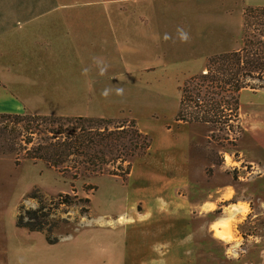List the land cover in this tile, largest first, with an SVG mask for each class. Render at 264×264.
Masks as SVG:
<instances>
[{
	"label": "rangeland",
	"instance_id": "374dc122",
	"mask_svg": "<svg viewBox=\"0 0 264 264\" xmlns=\"http://www.w3.org/2000/svg\"><path fill=\"white\" fill-rule=\"evenodd\" d=\"M257 3L264 0H0L1 18L13 14L0 21V111L134 120L150 139L126 177H74L20 154L0 155V264L129 263L125 253L140 242L160 241L165 224L152 216L175 214L172 200L181 194L200 201L223 195L216 207L188 206L194 241L182 264H264V166L247 150L264 89L242 91V127L227 103L218 123L176 117L182 86L208 56L239 46L242 9ZM30 12L43 20L21 18ZM57 13L71 17L59 22L54 42L49 19ZM105 13L141 17L101 20ZM254 94L262 104L244 103ZM166 186L172 205L161 199L156 206L152 197ZM61 193L69 204H58ZM40 201L54 243L44 231L17 226L19 211L27 216ZM214 223L230 232L227 239L215 235ZM140 224H152L149 234Z\"/></svg>",
	"mask_w": 264,
	"mask_h": 264
},
{
	"label": "trees",
	"instance_id": "16d2710c",
	"mask_svg": "<svg viewBox=\"0 0 264 264\" xmlns=\"http://www.w3.org/2000/svg\"><path fill=\"white\" fill-rule=\"evenodd\" d=\"M245 88L264 89V6L244 7L239 46L208 56L205 68L191 75L182 86L176 117L186 122L218 123L227 103L229 115L242 127L240 92ZM149 148L150 139L134 120L115 122L113 118L96 116L0 112V155L20 154L63 172H74V177L82 171L126 177L133 159ZM69 198V194H59L58 204H69ZM44 209L40 201L37 208L26 209L27 216L20 210L17 226L44 231L49 242L54 243L58 239L48 233Z\"/></svg>",
	"mask_w": 264,
	"mask_h": 264
},
{
	"label": "crops",
	"instance_id": "0c3cea01",
	"mask_svg": "<svg viewBox=\"0 0 264 264\" xmlns=\"http://www.w3.org/2000/svg\"><path fill=\"white\" fill-rule=\"evenodd\" d=\"M258 6H264V4L261 3H257ZM257 5H253V6H257ZM243 10L244 7L242 9V15H243ZM31 14H21V18H23L22 15H25L24 17H29L26 20H33V21H37L39 19H41L40 21L43 20V15L41 13H34V12H30ZM6 15H8L9 17H12V13L11 14H5V17H7ZM145 15H143L142 17H144ZM0 16V21H6V18ZM71 16H66L64 15L63 18H60V15L57 13L56 15L52 14L51 15V19H49L52 22H55L52 24V30H53V36L51 35L50 37V41L51 39L54 41L58 36H54V34H58V29L61 25V23H59L60 21H65L67 20L66 18H70ZM85 17H89V19L91 20L92 15H84ZM102 19L101 20H105V21H111L114 20L112 19L113 17H120L123 21H128L130 20V18L132 17H141L139 15H135L133 13H123V14H116V15H111L108 13L102 14L100 16ZM76 19V16L74 17ZM38 28V27H37ZM35 28V30L37 29ZM40 28V27H39ZM4 31V30H3ZM6 32V31H5ZM37 40V35L34 33V35H32V41L36 42ZM55 42V41H54ZM91 44V42H90ZM203 64V63H202ZM202 66V65H201ZM245 89H250V88H245ZM244 90V89H243ZM242 90V91H243ZM253 90V89H252ZM240 92V107H241V93ZM256 96L258 97V95L254 94L251 95L248 100L246 99L244 103H250L252 105H255L254 103L258 104H262V101H260L259 98H256ZM260 97V96H259ZM244 100V99H243ZM255 100V101H254ZM239 107V109H240ZM255 108V106H251L250 109ZM0 112H24V111H0ZM240 115V114H239ZM253 120V124H250V128L248 131V133L251 136L252 139V144H250V146L248 147V153H250V155L252 154L254 156V160H257V162L261 165L264 166V112H261L259 115H256L254 117L251 118ZM241 120V117H240ZM242 122V120H241ZM250 123V122H249ZM251 155V156H252ZM187 172V170H186ZM187 175V174H186ZM187 177L186 179H189V176H185ZM185 183V182H184ZM161 190H163L162 192H159L158 197L160 198H156V197H152L153 201L155 200L157 203L160 204H155L157 205H161L160 200L162 199L163 201L165 200L166 204H170L171 198L175 195L174 191H172L168 186L163 187ZM172 191V192H171ZM220 190H216V192H219ZM162 196V197H160ZM181 198H173L172 203L174 206H176L177 209H175L177 212L175 214H171V215H163V216H156L153 215L152 217L154 219H161L162 222L165 224L163 227V231L166 228V223L167 222H171L174 221L176 223L175 227H170L168 226L165 232L162 231V235H161V239L160 241L156 242L154 241V243L152 244L151 242H140V245H142L140 248H136L134 249V252H127L125 253L124 262H129L126 264H182V261L188 260L191 256L190 254V248L189 246L191 245V243H193V238L191 239V226L188 223V216H187V208L189 207H204L207 203H211L213 204L215 207L217 206L218 201L223 199V195H217V198L214 199L213 201H208V200H193L189 197H187L188 195H180ZM233 197L232 192H230L227 195V199H231ZM178 199V201H177ZM152 201V203H153ZM172 205V204H170ZM156 206L154 207V204L151 205V209L153 210H158L156 209ZM214 207V208H215ZM213 208V209H214ZM211 210V212H213L214 210L212 209H208ZM156 213V211H152V213ZM156 222V221H155ZM141 226H139L138 228L140 230L143 231L144 234H149V230L151 229V225H146V224H140ZM189 230V231H188ZM151 233V232H150ZM181 234H184V238L179 237ZM141 241V240H138ZM142 243V244H141ZM157 246V247H156ZM125 264V263H124Z\"/></svg>",
	"mask_w": 264,
	"mask_h": 264
},
{
	"label": "bare ground",
	"instance_id": "6f19581e",
	"mask_svg": "<svg viewBox=\"0 0 264 264\" xmlns=\"http://www.w3.org/2000/svg\"><path fill=\"white\" fill-rule=\"evenodd\" d=\"M215 225L213 226V229L215 231V235L218 237H222V238H228L229 237V231H227V233L223 230L220 229L219 225H217L216 223H214Z\"/></svg>",
	"mask_w": 264,
	"mask_h": 264
}]
</instances>
